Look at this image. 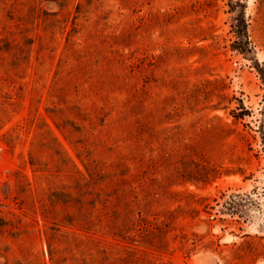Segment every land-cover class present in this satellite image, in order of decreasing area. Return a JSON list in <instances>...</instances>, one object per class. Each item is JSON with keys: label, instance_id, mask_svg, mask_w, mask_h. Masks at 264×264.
Returning <instances> with one entry per match:
<instances>
[{"label": "rangeland", "instance_id": "1", "mask_svg": "<svg viewBox=\"0 0 264 264\" xmlns=\"http://www.w3.org/2000/svg\"><path fill=\"white\" fill-rule=\"evenodd\" d=\"M137 112L152 176L194 142L219 173L114 239L86 165L128 156ZM0 264H264V0H0Z\"/></svg>", "mask_w": 264, "mask_h": 264}, {"label": "trees", "instance_id": "2", "mask_svg": "<svg viewBox=\"0 0 264 264\" xmlns=\"http://www.w3.org/2000/svg\"><path fill=\"white\" fill-rule=\"evenodd\" d=\"M138 105L141 109L144 108V104ZM240 112L241 110L239 112L233 110L232 114L235 118H241ZM136 114L139 118L137 123H140V127L137 128L134 137L136 145L127 147L128 156L125 155L110 165L111 170L106 169L107 166L104 167V164H97L94 160L90 166L89 164L86 165L90 172L86 184L90 187L99 186L95 192H89L91 197L83 203L90 210L98 211L97 220L89 219L86 223L91 226H100L106 235L114 237V239L122 238L125 240V237L134 230L144 235L149 234L153 224L149 217L154 214H163L165 217L162 223L164 226H157V228L167 229L175 220L176 210L158 209L160 205L178 193L171 190L170 187L180 178H184V181L206 184L215 179L219 173L217 167L205 166L191 158L192 155L199 153L198 149L200 148L199 142H194L186 143L183 146L185 156L190 159L186 161L187 165L182 169L169 171L170 173H167L163 178L152 176L155 164H148L146 152L142 153L143 151L140 152V150L143 147L145 150L152 151V139L155 136L154 128L144 129L143 123L149 124L150 122L140 112ZM130 160L133 164L132 168L128 164ZM153 160V157L149 156V161L153 162ZM194 162L196 163L194 167L188 165V163L194 164ZM148 173L150 175L146 176ZM149 180L152 182L151 184H148ZM187 196L193 195L188 194Z\"/></svg>", "mask_w": 264, "mask_h": 264}]
</instances>
